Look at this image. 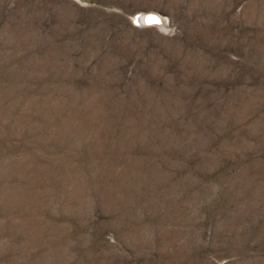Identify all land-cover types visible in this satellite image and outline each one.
<instances>
[{"label":"rangeland","instance_id":"1","mask_svg":"<svg viewBox=\"0 0 264 264\" xmlns=\"http://www.w3.org/2000/svg\"><path fill=\"white\" fill-rule=\"evenodd\" d=\"M0 264H264V0H0Z\"/></svg>","mask_w":264,"mask_h":264},{"label":"bare ground","instance_id":"2","mask_svg":"<svg viewBox=\"0 0 264 264\" xmlns=\"http://www.w3.org/2000/svg\"><path fill=\"white\" fill-rule=\"evenodd\" d=\"M145 13H151V14H156L157 16H150V18H148L147 19V23H148V25H142V26H151V25H157V26H160V27H162V29H165V26H164V20H163V18L159 15V14H157V13H155V12H145ZM145 13H140V20L143 22V14H145ZM159 22H160V24H159Z\"/></svg>","mask_w":264,"mask_h":264},{"label":"water","instance_id":"3","mask_svg":"<svg viewBox=\"0 0 264 264\" xmlns=\"http://www.w3.org/2000/svg\"><path fill=\"white\" fill-rule=\"evenodd\" d=\"M157 16L156 14H151V13H145L143 14V22L140 20V14H138L134 20L135 22H137V26H142V25H148V23L146 22L148 18H150V16ZM160 24V22H159Z\"/></svg>","mask_w":264,"mask_h":264}]
</instances>
